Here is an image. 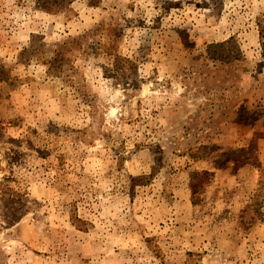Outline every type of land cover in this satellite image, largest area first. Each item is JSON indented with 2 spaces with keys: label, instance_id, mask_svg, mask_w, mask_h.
<instances>
[{
  "label": "rangeland",
  "instance_id": "rangeland-1",
  "mask_svg": "<svg viewBox=\"0 0 264 264\" xmlns=\"http://www.w3.org/2000/svg\"><path fill=\"white\" fill-rule=\"evenodd\" d=\"M69 1L0 0V264H264V0Z\"/></svg>",
  "mask_w": 264,
  "mask_h": 264
},
{
  "label": "trees",
  "instance_id": "trees-1",
  "mask_svg": "<svg viewBox=\"0 0 264 264\" xmlns=\"http://www.w3.org/2000/svg\"><path fill=\"white\" fill-rule=\"evenodd\" d=\"M42 1V5L40 6L41 10L49 11L50 7H54L55 5H63L69 4L71 1L69 0H40ZM260 35L262 38V59L264 62V27L263 22H259ZM10 77L5 76L3 74L0 75V82L1 81H9ZM213 174L209 171H194L190 174V189L192 193V204L193 206H198L201 203V195L204 193L205 188L207 185L210 184L212 180Z\"/></svg>",
  "mask_w": 264,
  "mask_h": 264
}]
</instances>
